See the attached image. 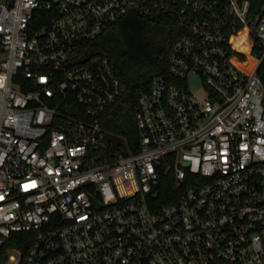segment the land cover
Listing matches in <instances>:
<instances>
[{"label":"built area","instance_id":"built-area-1","mask_svg":"<svg viewBox=\"0 0 264 264\" xmlns=\"http://www.w3.org/2000/svg\"><path fill=\"white\" fill-rule=\"evenodd\" d=\"M165 12L169 72L110 158L128 85L86 43ZM263 64L264 0H0V264H264Z\"/></svg>","mask_w":264,"mask_h":264},{"label":"trees","instance_id":"trees-1","mask_svg":"<svg viewBox=\"0 0 264 264\" xmlns=\"http://www.w3.org/2000/svg\"><path fill=\"white\" fill-rule=\"evenodd\" d=\"M179 33L177 21L171 12L152 20L129 14L101 36L86 43L87 53L108 57L116 75L128 85L126 95L107 107L101 115L102 125L107 132L105 150L110 158L138 150L137 93L141 88L149 87L154 77L168 74L170 51ZM260 74L264 80V64ZM172 188V184L165 186V192H170ZM161 198L164 204L172 202L166 194ZM26 236L15 234L13 240ZM7 246L25 250L28 242L13 241Z\"/></svg>","mask_w":264,"mask_h":264},{"label":"rangeland","instance_id":"rangeland-1","mask_svg":"<svg viewBox=\"0 0 264 264\" xmlns=\"http://www.w3.org/2000/svg\"><path fill=\"white\" fill-rule=\"evenodd\" d=\"M191 83L193 84V86H196L198 84V80L196 77H192L191 78Z\"/></svg>","mask_w":264,"mask_h":264},{"label":"water","instance_id":"water-1","mask_svg":"<svg viewBox=\"0 0 264 264\" xmlns=\"http://www.w3.org/2000/svg\"><path fill=\"white\" fill-rule=\"evenodd\" d=\"M185 165H188V163L186 162Z\"/></svg>","mask_w":264,"mask_h":264}]
</instances>
